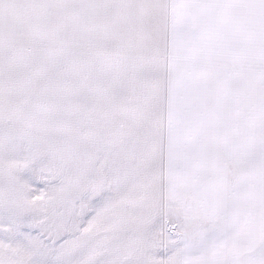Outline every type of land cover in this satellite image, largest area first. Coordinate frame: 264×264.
<instances>
[{
	"label": "snow or ice",
	"instance_id": "6c2138e0",
	"mask_svg": "<svg viewBox=\"0 0 264 264\" xmlns=\"http://www.w3.org/2000/svg\"><path fill=\"white\" fill-rule=\"evenodd\" d=\"M0 264H264V0H0Z\"/></svg>",
	"mask_w": 264,
	"mask_h": 264
}]
</instances>
